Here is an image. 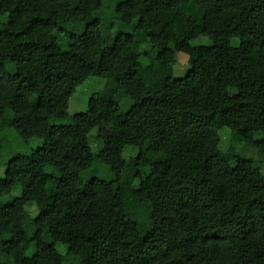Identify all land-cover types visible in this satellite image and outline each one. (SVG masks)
<instances>
[{
	"label": "trees",
	"instance_id": "trees-1",
	"mask_svg": "<svg viewBox=\"0 0 264 264\" xmlns=\"http://www.w3.org/2000/svg\"><path fill=\"white\" fill-rule=\"evenodd\" d=\"M223 128L264 159V0H0V264H264V171ZM8 130L43 143L3 161Z\"/></svg>",
	"mask_w": 264,
	"mask_h": 264
},
{
	"label": "rangeland",
	"instance_id": "rangeland-1",
	"mask_svg": "<svg viewBox=\"0 0 264 264\" xmlns=\"http://www.w3.org/2000/svg\"><path fill=\"white\" fill-rule=\"evenodd\" d=\"M234 43H237V40H234ZM193 46L197 45H212V41L205 36L198 37L194 39L191 43ZM189 61L188 56L185 53L178 52L176 54V62L173 68V78L174 79H181L183 78L189 69ZM116 86L115 82L112 79L101 78V77H91L86 80L83 84L79 85L72 95L68 105V114L70 116H76L78 114H83L88 110V103L90 98L104 90H112ZM132 105V100L128 97L122 98L120 100V107L123 111H127L129 107ZM59 124L58 122H56ZM7 132H11L8 135L14 137L7 136ZM5 134L2 135L5 138L4 144L5 149L3 151V161L7 160L9 157V149L10 147L14 149H18V152L25 153L30 149H36L42 145V140L37 137H32L28 140L18 139L16 133L13 130H8ZM13 133V134H12ZM97 134V129L93 130L90 134V143L95 152L98 151L99 144L94 142L95 137ZM220 136V149L222 151L234 152L235 155L239 154L246 158L253 159L257 162V165L260 167L262 171H264V159H261L256 149L246 146L243 142L236 140L235 138H231V133L228 129L223 128L218 131ZM96 141V140H95ZM96 145V147H95ZM133 151V150H132ZM137 150L133 151V154L136 155ZM131 155L129 150L124 151V157L128 159ZM107 168H102L101 173L98 174L101 177L108 178ZM6 168L5 166L0 167V179L4 178ZM138 185V182L135 184ZM26 209L30 212L32 216H36L38 211L34 204H30L26 206ZM57 249L63 254L66 264H82V262L78 259L73 258L65 245H58Z\"/></svg>",
	"mask_w": 264,
	"mask_h": 264
}]
</instances>
